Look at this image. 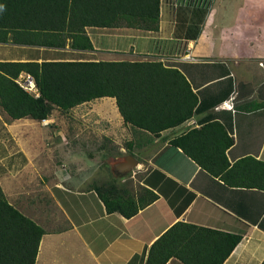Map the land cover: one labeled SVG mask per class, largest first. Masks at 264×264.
I'll list each match as a JSON object with an SVG mask.
<instances>
[{
  "label": "crops",
  "instance_id": "1",
  "mask_svg": "<svg viewBox=\"0 0 264 264\" xmlns=\"http://www.w3.org/2000/svg\"><path fill=\"white\" fill-rule=\"evenodd\" d=\"M198 4L193 8L197 13ZM261 24L264 22L256 19L246 24L244 62L218 61L230 68L229 72L211 74L197 83L196 75L181 70L198 94L199 107L191 119L153 139L124 122L112 97L73 109L79 115L83 105L107 102L97 125L86 110L84 116L89 119L62 125H40L31 118L8 119L0 111V185L9 203L45 231L35 264H147L150 246L178 221L239 235L240 240L222 264L263 262L264 190L229 186L170 144L173 138L217 120L234 140L226 152L231 164L245 156L264 161V39L259 44L249 42L255 34L248 32ZM163 27L161 21L159 32L165 35ZM98 29L102 28H86L93 50L0 42V61L105 60L79 58L98 50L94 41ZM141 42L145 41L134 38L136 52ZM191 49L189 44L187 50ZM62 51L70 57L62 58ZM54 52L58 57H53ZM258 68L262 70L260 79ZM48 128L53 131L50 139L45 138ZM101 139L121 150L125 145L134 149L138 165L129 178L134 185L138 182L158 195L130 218L107 211L90 185L92 163L96 162L92 147L104 149ZM120 177L126 179V175ZM167 264L185 263L174 256Z\"/></svg>",
  "mask_w": 264,
  "mask_h": 264
},
{
  "label": "trees",
  "instance_id": "2",
  "mask_svg": "<svg viewBox=\"0 0 264 264\" xmlns=\"http://www.w3.org/2000/svg\"><path fill=\"white\" fill-rule=\"evenodd\" d=\"M161 0H0V42L93 50L87 27L118 26L121 19L157 30ZM22 73L39 89L19 85ZM115 98L126 124L158 137L191 119L198 94L176 67L153 60L0 61V109L11 119H48L55 107L72 109L98 98ZM234 140L219 121H208L170 141L201 168L233 187L264 190V161L245 156L230 163ZM106 210L130 218L157 199L150 189L132 193L116 181L93 184ZM44 229L14 207L0 185V264H35ZM239 235L178 221L150 246L147 264L173 256L185 264H222ZM261 264H264V260Z\"/></svg>",
  "mask_w": 264,
  "mask_h": 264
},
{
  "label": "rangeland",
  "instance_id": "3",
  "mask_svg": "<svg viewBox=\"0 0 264 264\" xmlns=\"http://www.w3.org/2000/svg\"><path fill=\"white\" fill-rule=\"evenodd\" d=\"M161 4L165 9L163 18L160 10L157 30L145 29V24L142 22L123 18L119 21L118 26L98 29L100 33L94 38L98 50L94 53L81 54L79 58L161 61L165 66L176 67L185 73L196 75L198 77L197 83H201L211 74L222 76L231 70L218 61H227V64L228 62L235 64L244 62L246 59V24H250L251 20L255 22V19L258 23L264 22V0H161ZM197 4L200 6L199 13L193 9ZM161 21H164L165 35L159 32ZM247 26L249 27V25ZM249 29L248 32L252 30L255 34L254 37L252 35L249 42L259 44L264 39V25L253 26ZM90 31L92 33L94 30ZM134 38L145 41L139 44L140 48L137 52ZM189 44L192 46L190 51L187 50ZM60 53L62 58L70 57L67 51ZM53 57H58L56 52H54ZM261 69L256 70L259 79ZM194 83L196 84L195 81ZM106 103L98 100L83 105V107L79 106L85 108L79 115L76 114L75 110L73 111L77 106L69 110L55 107L48 121L42 120L39 123L40 125H62L74 123V120L78 121V119H89L84 116L86 110L87 113H92L93 123L97 125V123H101L100 110ZM0 111L8 119L10 118L1 109ZM81 122L83 124V121ZM86 123L89 124V121ZM48 129L45 138L50 139L53 131ZM99 138L96 140L98 141ZM102 143L106 145L104 149L99 146L92 147V156L95 157L96 162L92 163L94 173L90 185L116 181L120 187H125L132 193H139L141 186L138 185V182H135L134 185L133 180L129 178L132 171L126 175L125 180H121L122 178L114 173L112 167L115 161L124 156L132 155L136 158V151L132 148L127 149L126 145L125 150H121L114 144L111 145L107 141L103 142L101 139L100 144ZM95 145H99V143ZM103 152L105 153L102 155Z\"/></svg>",
  "mask_w": 264,
  "mask_h": 264
},
{
  "label": "water",
  "instance_id": "4",
  "mask_svg": "<svg viewBox=\"0 0 264 264\" xmlns=\"http://www.w3.org/2000/svg\"><path fill=\"white\" fill-rule=\"evenodd\" d=\"M138 165V160L132 156L127 155L112 164L113 171L119 176H124L130 173Z\"/></svg>",
  "mask_w": 264,
  "mask_h": 264
},
{
  "label": "built area",
  "instance_id": "5",
  "mask_svg": "<svg viewBox=\"0 0 264 264\" xmlns=\"http://www.w3.org/2000/svg\"><path fill=\"white\" fill-rule=\"evenodd\" d=\"M17 82L21 87H23L25 90L33 94L35 97H38L40 95L36 82L31 75L29 74L25 76L20 75L19 78L17 79Z\"/></svg>",
  "mask_w": 264,
  "mask_h": 264
}]
</instances>
